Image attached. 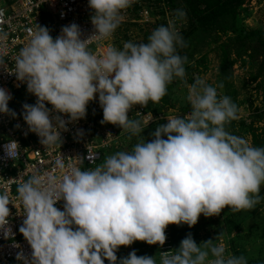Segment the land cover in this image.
Segmentation results:
<instances>
[{"label":"clouds","instance_id":"obj_1","mask_svg":"<svg viewBox=\"0 0 264 264\" xmlns=\"http://www.w3.org/2000/svg\"><path fill=\"white\" fill-rule=\"evenodd\" d=\"M87 3L94 26L88 39H81L76 23L62 26L55 38L37 24L15 54L13 71L2 60L6 49L0 36V67L15 74L37 98L34 104L22 105L21 115L45 147L61 145V130L84 118L86 106L97 97L100 123L135 136L145 129L144 122L131 119L129 110L158 103L174 78L185 77L187 57L177 49L186 43L176 27L186 15L183 9H176L166 25L154 28L146 42L125 41L120 48L108 45L95 53L89 42L110 38L134 0ZM10 99V92L0 87V113L15 117L8 107ZM186 100L189 113L167 117V123L150 133V141L134 144L131 151H117L83 169L58 158L59 176L33 175L18 184L24 215L19 232L32 251L30 258L21 251L16 259L22 264H104V258L109 264H247L243 255L226 252L220 234L197 244L188 233L175 251L153 257L132 250L117 259L118 247L136 240L163 245L170 223L191 227L201 214L219 215L226 206L231 211L249 210L260 203L264 146H253L225 129L237 117V105L199 77L187 85ZM54 113L67 114L68 121ZM4 149L13 159L20 151L15 140ZM61 199L63 210L54 206ZM9 202L0 194V229L6 239L12 235L4 227Z\"/></svg>","mask_w":264,"mask_h":264},{"label":"built area","instance_id":"obj_2","mask_svg":"<svg viewBox=\"0 0 264 264\" xmlns=\"http://www.w3.org/2000/svg\"><path fill=\"white\" fill-rule=\"evenodd\" d=\"M258 2L259 0H244L243 6L252 9ZM92 11L87 0H0V36L4 37L2 43L6 49V55L2 60L8 71L14 70L15 54L25 44L29 29H34L37 24L46 26L50 35L55 38L60 34L62 26L76 23L81 30V39H88L94 33V26L90 21ZM122 15L124 18L120 24L130 22L154 24L161 19L167 24L169 20L175 18L172 0H134ZM245 22L251 25L248 23L249 19ZM183 24L185 20L176 21L179 32ZM112 36L113 34L108 39H92L88 44L89 49L101 53L108 45L114 46ZM8 71L0 67V87L10 92L12 99L9 100L8 107L15 111L16 116L0 113V194H5L10 201L7 205L9 216L4 227L10 228L12 235L6 239L3 229H0V264H22V261L16 259V254L22 251L30 258L32 250L19 232L24 215L16 192L18 184L33 175H39L44 179L48 176H59L60 170L55 165L58 158L65 164L71 163L82 169L94 167L103 160L104 152L106 154L111 148H120L129 133L122 131L117 125L100 123L102 108L97 97L86 106L84 118L68 122L67 131L61 130V145L45 147L39 142L40 138L28 130V125L21 115L22 105L34 104L37 98L27 92L25 83L17 81L15 74H9ZM45 103L49 109L52 108L50 104ZM54 114L68 121L67 114ZM128 115L131 119L142 120L144 127L161 121L167 123V117H176L164 110L155 113L147 105H134ZM9 140H15L19 145L20 151L14 159L8 157L4 149ZM95 153L96 159L87 158L88 155L92 156ZM63 203L61 199L54 206L63 210ZM164 231L166 240L163 247H166L165 251H173L169 243L171 237L168 225Z\"/></svg>","mask_w":264,"mask_h":264},{"label":"rangeland","instance_id":"obj_3","mask_svg":"<svg viewBox=\"0 0 264 264\" xmlns=\"http://www.w3.org/2000/svg\"><path fill=\"white\" fill-rule=\"evenodd\" d=\"M248 16L245 20L249 19L248 23L251 25H246L242 19L239 23L234 20L233 24L232 17L227 16L219 19L212 29L196 27L188 36L186 46L177 49L180 55L187 57L184 64V80L174 78L173 82L167 85L166 95L155 104L167 114L183 116L190 111L186 100L187 85L199 77L216 86L218 95L230 97L237 105V117L225 124L226 131L259 147L264 146V115L261 116L264 113V44L258 34L244 37L238 35L240 32L236 31V28L239 25L245 28L246 32H264V0H259L250 9ZM195 25L197 26L196 23ZM154 28L152 24L142 23L119 25L112 36V43L120 48L125 41L146 42ZM156 126L152 127L150 132L143 130L136 138L125 137L120 149L111 148L106 155L104 152L103 156L117 151H131L134 144L150 141V133ZM260 195V203L253 209L231 211L226 206L219 215L205 217L201 214L197 223L191 227L187 224H168L172 250L175 251V248L179 247L181 239L188 233L192 234L197 244L215 239L220 234V238L225 240L227 253H234L230 244H227L231 240L238 256L243 255L247 264H264V186H261ZM224 217H227V221H224ZM144 243L145 241L136 240L131 245L119 246L116 250L117 259L127 256L132 250H135L138 256L158 257L159 252L165 251L166 248L163 247L164 244L157 243V247L151 248ZM104 264H109L106 258Z\"/></svg>","mask_w":264,"mask_h":264},{"label":"trees","instance_id":"obj_4","mask_svg":"<svg viewBox=\"0 0 264 264\" xmlns=\"http://www.w3.org/2000/svg\"><path fill=\"white\" fill-rule=\"evenodd\" d=\"M244 0H172V7L174 9V13L176 9H183L185 12V17L183 20H185V24L182 25L180 34L183 37L185 43H187V38L190 35L191 32L196 30L197 28H203V29H212L216 25L219 19L223 17L230 16L234 20H236L238 23L240 19L245 22V19L249 17L250 9L243 6ZM241 11V12H240ZM164 13L163 11H161ZM137 15V14H136ZM245 17V18H244ZM130 23H137V22H130ZM197 24V26L195 25ZM165 24L166 22L161 19L157 22H155L153 27H157L159 25ZM122 25V24H120ZM247 25V24H246ZM236 31H239L240 33L238 35H242L244 37H253L255 34H258L262 37V42L264 44V32H246L245 28L238 25L236 28ZM114 35V32H113ZM147 106L152 109L153 112L159 113L163 109L159 106H156L155 103H152L151 101L147 104ZM261 114V116H263ZM262 118V117H261ZM160 124V123H157ZM157 124H154L150 127H145L144 131L150 132L152 127H155ZM129 138H136L137 135L131 136L128 134ZM114 149H120V148H114ZM107 154V153H106ZM105 154V155H106ZM95 167V166H94ZM224 221H227V217H224ZM231 233V229L229 230ZM171 233V232H170ZM232 241L229 240L230 249L234 250V253L232 255H237L238 252H236V249L234 246H232ZM145 246L155 248L158 246V244H151L144 243ZM249 264H252V262H249Z\"/></svg>","mask_w":264,"mask_h":264}]
</instances>
